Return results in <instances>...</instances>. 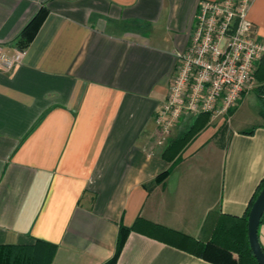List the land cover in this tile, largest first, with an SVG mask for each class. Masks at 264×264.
Masks as SVG:
<instances>
[{"label":"crops","instance_id":"0c3cea01","mask_svg":"<svg viewBox=\"0 0 264 264\" xmlns=\"http://www.w3.org/2000/svg\"><path fill=\"white\" fill-rule=\"evenodd\" d=\"M199 1L0 0L5 54L47 12L20 65L0 71V245L38 240L54 246L49 264H103L119 225H135L116 264H215L186 238L205 242L219 214L246 213L264 181V118L251 89L228 126L210 121L162 157L193 119L159 144L155 116ZM247 19L264 42V0ZM247 101L260 121L234 124ZM258 239L264 250V224Z\"/></svg>","mask_w":264,"mask_h":264},{"label":"built area","instance_id":"2783aa9c","mask_svg":"<svg viewBox=\"0 0 264 264\" xmlns=\"http://www.w3.org/2000/svg\"><path fill=\"white\" fill-rule=\"evenodd\" d=\"M251 0H200L186 48L177 53L165 101L155 116L159 144L185 114L219 117L237 105L251 84L264 42L254 36L247 19ZM25 54L0 52V71L20 65Z\"/></svg>","mask_w":264,"mask_h":264},{"label":"trees","instance_id":"16d2710c","mask_svg":"<svg viewBox=\"0 0 264 264\" xmlns=\"http://www.w3.org/2000/svg\"><path fill=\"white\" fill-rule=\"evenodd\" d=\"M46 14V10L41 8L27 23L16 41V47L18 49H24L33 40ZM253 76L255 82L258 83V87L255 88V95L261 109V115L264 118V57L257 62ZM231 109H229L228 112ZM190 115L193 117L190 124L176 137L171 139L165 147L162 153V157L165 160H173L186 144L207 127L212 116L210 113ZM245 133L252 134L253 129ZM178 160L179 157L175 162ZM168 173L169 171L161 173L156 178V181H162ZM263 185L264 181L260 184L258 192ZM257 194L254 195L244 215L236 217L219 214L210 237L205 242L186 238V240L190 242V251L195 256L215 264H230L233 258L232 256L235 258L234 264H258L251 252L247 237L248 212ZM260 224H264V215L261 218ZM133 230H135V225L132 227H126L122 224L119 225L115 252L112 258L103 264L117 263L128 234ZM53 251L54 246L38 240L33 245H0V264H49Z\"/></svg>","mask_w":264,"mask_h":264},{"label":"water","instance_id":"95a60500","mask_svg":"<svg viewBox=\"0 0 264 264\" xmlns=\"http://www.w3.org/2000/svg\"><path fill=\"white\" fill-rule=\"evenodd\" d=\"M264 215V185L253 201L247 217V237L251 252L258 264H264V251L259 243L258 228Z\"/></svg>","mask_w":264,"mask_h":264},{"label":"rangeland","instance_id":"374dc122","mask_svg":"<svg viewBox=\"0 0 264 264\" xmlns=\"http://www.w3.org/2000/svg\"><path fill=\"white\" fill-rule=\"evenodd\" d=\"M258 85V83L255 82L254 80V76H253V80L251 81V84L250 86L248 87V89L245 90V92L242 94V97L241 99H243V95L250 91L251 89L254 90L255 92V89L253 87H256ZM258 87V86H257ZM256 87V88H257ZM241 99L239 100L238 104L236 106H234L229 112H227L226 114L224 115H221L219 117H213L211 116L209 122H213L215 125H218V124H222L221 127L223 126H228L229 124V121L231 120V116L232 114L234 113L236 107L240 104V101ZM250 105H252V103H250V101H247L246 105L242 107V110H240L235 118H234V124L235 122H239V121H245L242 125L243 126H250L252 125L253 123H256L257 121L259 122L260 120L259 119H256L255 116L253 115L255 111L252 110V108L250 107ZM259 106V104H258ZM262 120V119H261ZM189 120H186V123H188ZM208 122V123H209ZM238 123H236L237 125ZM179 130H184L183 128V125L181 124V129Z\"/></svg>","mask_w":264,"mask_h":264}]
</instances>
